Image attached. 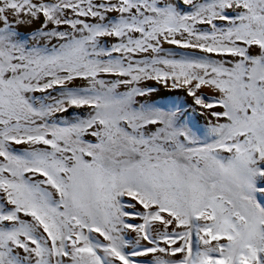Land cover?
Instances as JSON below:
<instances>
[{"label":"snow or ice","instance_id":"6c2138e0","mask_svg":"<svg viewBox=\"0 0 264 264\" xmlns=\"http://www.w3.org/2000/svg\"><path fill=\"white\" fill-rule=\"evenodd\" d=\"M0 264H264V0H0Z\"/></svg>","mask_w":264,"mask_h":264}]
</instances>
